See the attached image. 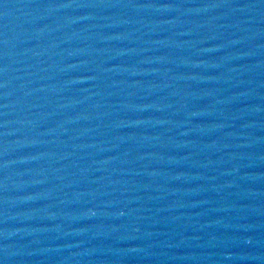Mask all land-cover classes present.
<instances>
[{
  "label": "water",
  "instance_id": "water-1",
  "mask_svg": "<svg viewBox=\"0 0 264 264\" xmlns=\"http://www.w3.org/2000/svg\"><path fill=\"white\" fill-rule=\"evenodd\" d=\"M0 264H264V0H0Z\"/></svg>",
  "mask_w": 264,
  "mask_h": 264
}]
</instances>
